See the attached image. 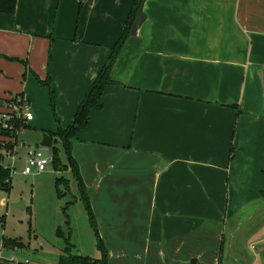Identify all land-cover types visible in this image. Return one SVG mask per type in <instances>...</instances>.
Wrapping results in <instances>:
<instances>
[{
	"label": "crops",
	"instance_id": "crops-1",
	"mask_svg": "<svg viewBox=\"0 0 264 264\" xmlns=\"http://www.w3.org/2000/svg\"><path fill=\"white\" fill-rule=\"evenodd\" d=\"M134 1L15 0L0 12V116L29 88L46 99L36 77L50 75L67 126ZM143 13L116 85L72 141L107 264H246L237 231L264 213V0H148ZM246 247L247 264H264V237Z\"/></svg>",
	"mask_w": 264,
	"mask_h": 264
},
{
	"label": "rangeland",
	"instance_id": "rangeland-1",
	"mask_svg": "<svg viewBox=\"0 0 264 264\" xmlns=\"http://www.w3.org/2000/svg\"><path fill=\"white\" fill-rule=\"evenodd\" d=\"M21 85L23 90L25 87L23 77ZM48 94L46 99H42L40 91L36 89L29 88L28 92H24V98L29 101L27 104L24 100L27 104L26 111L32 114L33 120L27 122L19 134L18 144L23 143L24 147L18 149L17 159L2 160V165L11 164L15 171L12 170L11 173V190L5 192L0 189V218L3 217L0 221V258L12 260L15 264H58V257L67 247L70 248L72 255L90 259H98L101 256L86 208L85 197L88 193L82 195L78 180L69 169L67 155L59 140L56 139L54 146L58 150L62 168L55 169L53 164H48L41 173L21 174L25 166L23 155L26 148L39 144L44 133H53L57 130L58 124ZM16 96L22 95L15 94L9 100ZM60 126L63 127L61 123ZM86 153L83 150L74 153L82 162L83 168L88 167ZM12 202L21 203L20 209L12 206ZM243 228L237 231L236 244L241 250V261L247 264L252 261L253 256L246 245L264 237V213L256 211ZM247 229L252 235L244 244ZM2 235L6 238L20 239L25 248L14 250L2 248ZM238 251L235 250V254L238 255ZM225 256H229L227 251ZM257 264H262V261L257 259Z\"/></svg>",
	"mask_w": 264,
	"mask_h": 264
},
{
	"label": "trees",
	"instance_id": "trees-1",
	"mask_svg": "<svg viewBox=\"0 0 264 264\" xmlns=\"http://www.w3.org/2000/svg\"><path fill=\"white\" fill-rule=\"evenodd\" d=\"M148 0H135L134 5L129 13V17L126 23V26L124 28V31L121 35V37L118 39L114 47L110 49V56L107 60V62L102 66L98 74L92 79L90 85L88 86V89L83 97V99L78 104L76 111L72 117L71 122L65 126H60V120L57 114L55 113V101H56V91L54 88V85L51 81L50 75H48L45 80H41L38 77H36V81L38 84H40L43 87H46L48 89V95H49V103L53 110L55 120L58 124L57 130L53 133H47L50 139L52 140V153H53V160L52 163L55 169H58L60 166V161L58 157V150L54 146L56 139L59 140L65 154L67 155V162L69 169L72 173L75 174L76 179L78 180V185L81 189V193L84 196L86 193V190L83 186L82 180L80 178L79 169L76 161L72 157V141L76 139V135L80 130H83L89 121L90 113L92 110H99L102 108L101 98L104 91V88L109 85H116V82L112 79V70L114 68V65L119 57L120 51L123 48L124 44L132 36L131 34V28L132 25L137 18L144 2ZM15 7V0H0V12L1 13H7L10 14L14 11ZM11 61H16L19 63H22L24 67H27V63L15 58H10ZM25 77V75H24ZM10 100L1 102L2 104L6 103L8 104ZM234 107V106H233ZM237 111L238 109L234 107ZM239 113V111H238ZM13 130L11 132L5 131L1 127L0 122V136L2 138H17V135L14 132V128L23 129L26 127V124L24 122H16L13 125ZM1 143V142H0ZM17 144L15 141L12 143L11 141L9 144H5V149L7 151L12 152L14 150V146ZM232 154H230L232 158ZM2 156L0 155V189L9 192L11 190V170L8 166L2 165ZM62 168V167H61ZM86 200V208L88 211V214L90 216V224L94 230V234L98 241V251H100L101 256L98 259H90L87 257H82L79 255H72L70 253V248H65L62 251V254L58 257V264H107V251L104 248L103 243L101 242L97 229H96V223L93 218L91 209L88 204V197H85ZM2 248H8V249H24L25 245L22 243L20 239H11V238H2ZM0 264H7L6 260H2L0 258ZM191 264H198L196 261H192Z\"/></svg>",
	"mask_w": 264,
	"mask_h": 264
},
{
	"label": "built area",
	"instance_id": "built-area-1",
	"mask_svg": "<svg viewBox=\"0 0 264 264\" xmlns=\"http://www.w3.org/2000/svg\"><path fill=\"white\" fill-rule=\"evenodd\" d=\"M27 104L24 101L22 96H16L10 99V102L6 104V110L0 116L1 127L5 131L11 132L13 130L14 123L30 122L33 119V116L30 112L26 111ZM21 128V127H20ZM14 128V132L17 135V138H3L4 140L0 143V155L2 159L10 158V160L14 161L17 159L16 154L18 153V149L20 147H24V144H18L19 134L22 132V129ZM12 133V132H11ZM17 144L14 146V150L12 152L7 151L5 149V144H9V142ZM23 159L25 161L24 169L22 170V175H30L32 173H41L45 170L48 164L52 163L53 153L51 148L42 147L39 144L28 146L23 155ZM11 164L7 166L13 172L15 171V167ZM7 264H15L12 260L6 261Z\"/></svg>",
	"mask_w": 264,
	"mask_h": 264
},
{
	"label": "water",
	"instance_id": "water-1",
	"mask_svg": "<svg viewBox=\"0 0 264 264\" xmlns=\"http://www.w3.org/2000/svg\"><path fill=\"white\" fill-rule=\"evenodd\" d=\"M145 21V15L143 13V6L137 16V18L135 19L132 28H131V34L132 35H136L139 28L141 27V25L143 24V22ZM40 146L42 147H46V148H51L52 147V140L50 139V137L48 136L47 133H44L42 135V139L39 143ZM20 205H22L21 203H16L13 204L12 206H14L16 209H20Z\"/></svg>",
	"mask_w": 264,
	"mask_h": 264
}]
</instances>
